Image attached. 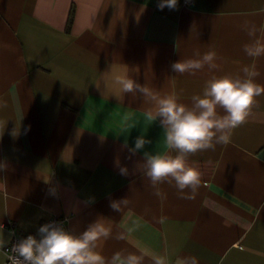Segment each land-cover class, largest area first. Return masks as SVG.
I'll return each mask as SVG.
<instances>
[{
    "label": "crops",
    "instance_id": "obj_1",
    "mask_svg": "<svg viewBox=\"0 0 264 264\" xmlns=\"http://www.w3.org/2000/svg\"><path fill=\"white\" fill-rule=\"evenodd\" d=\"M158 3L0 0V237L8 243L12 225L36 235L49 219L68 217L66 229L80 232L102 217L113 236L130 233L102 241L105 257L123 249L264 264V95L231 143L188 157L201 174L195 198L168 183L157 197L136 170L144 152L166 151L159 120L148 116L155 105L115 83L127 74L188 104L210 74L181 75L171 64L198 50L217 53L218 76L255 62L264 85V57L243 51L245 22L264 31V0H178L174 10ZM141 135L151 143L133 155ZM124 198L128 207L112 211L110 200Z\"/></svg>",
    "mask_w": 264,
    "mask_h": 264
},
{
    "label": "clouds",
    "instance_id": "obj_2",
    "mask_svg": "<svg viewBox=\"0 0 264 264\" xmlns=\"http://www.w3.org/2000/svg\"><path fill=\"white\" fill-rule=\"evenodd\" d=\"M177 5L178 0H159L157 6L160 10L165 7L174 10ZM243 29L250 41L243 45L245 54L253 61L264 57V31L249 22H245ZM195 57L171 64V70L181 75H196L205 68L210 74L202 92L194 94L188 104L180 102L175 94L161 96L127 74L115 79L124 95L136 97L139 94L144 102L155 105V113L149 112L148 116L152 120H159L166 151L156 154L144 152V160L137 165L136 170L156 188L154 195L157 197L163 196L157 186L168 183L176 188L182 198H195L201 186V174L188 165V157L198 152L215 150L217 145L231 143L235 129L247 121L257 104V97L264 95V85L256 81L260 73L255 62L243 65L235 75L218 76L216 72L220 65L217 61L220 58L215 51L201 54L197 50ZM3 106L6 105H0ZM12 134L15 136L18 133L14 130ZM150 143L141 135L135 139L134 148L129 151L134 155ZM115 163L121 175L129 174L128 168L120 166L118 159ZM5 168L6 165L0 164V170ZM185 192L189 195L185 196ZM129 203L127 198L110 200L109 206L112 211L122 213ZM128 234L118 232L113 236L112 228L106 225L102 217L89 223L80 232L66 229L62 222L52 221L41 225L36 235L29 234L11 243L10 250L4 254L9 264H145L146 260L149 264H199L194 255L177 256L172 260L166 253L121 249L109 258L98 250L102 247V241L126 240ZM7 243L0 237V250H4Z\"/></svg>",
    "mask_w": 264,
    "mask_h": 264
},
{
    "label": "built area",
    "instance_id": "obj_3",
    "mask_svg": "<svg viewBox=\"0 0 264 264\" xmlns=\"http://www.w3.org/2000/svg\"><path fill=\"white\" fill-rule=\"evenodd\" d=\"M184 3L185 4H189V3H191V0H184ZM52 221L62 222L64 227L66 228L67 227V223H68V217H53V218L49 219L47 222H52ZM9 229H10L11 233H14V235H12V238H11L10 242L8 243V245L6 246V248L3 250V253H5V251L10 250L11 243H14L17 240H19L20 238H24L27 235H29V234L19 235L17 230H16V227L13 226V225L10 226ZM9 254H10V251H9ZM4 257H5L4 264H9L5 254H4Z\"/></svg>",
    "mask_w": 264,
    "mask_h": 264
},
{
    "label": "trees",
    "instance_id": "obj_4",
    "mask_svg": "<svg viewBox=\"0 0 264 264\" xmlns=\"http://www.w3.org/2000/svg\"><path fill=\"white\" fill-rule=\"evenodd\" d=\"M71 21H72V18H71V15H70L69 22H68V29L70 27Z\"/></svg>",
    "mask_w": 264,
    "mask_h": 264
}]
</instances>
